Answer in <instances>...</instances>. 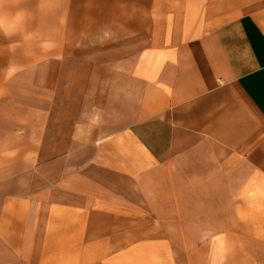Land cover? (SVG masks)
Instances as JSON below:
<instances>
[{
	"label": "crops",
	"instance_id": "obj_1",
	"mask_svg": "<svg viewBox=\"0 0 264 264\" xmlns=\"http://www.w3.org/2000/svg\"><path fill=\"white\" fill-rule=\"evenodd\" d=\"M0 264H264V0H0Z\"/></svg>",
	"mask_w": 264,
	"mask_h": 264
}]
</instances>
